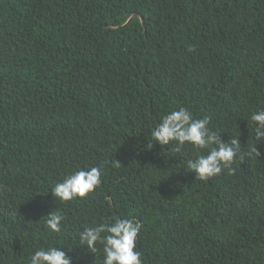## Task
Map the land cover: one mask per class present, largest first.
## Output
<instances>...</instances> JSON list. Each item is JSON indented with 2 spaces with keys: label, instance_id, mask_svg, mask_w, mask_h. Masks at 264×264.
I'll return each mask as SVG.
<instances>
[{
  "label": "trees",
  "instance_id": "16d2710c",
  "mask_svg": "<svg viewBox=\"0 0 264 264\" xmlns=\"http://www.w3.org/2000/svg\"><path fill=\"white\" fill-rule=\"evenodd\" d=\"M182 107L261 156L199 180L187 163L201 150L152 137ZM261 110L264 0H0V264L51 247L104 264L80 233L116 217L143 225V264H264ZM92 167L94 193L55 199Z\"/></svg>",
  "mask_w": 264,
  "mask_h": 264
},
{
  "label": "clouds",
  "instance_id": "9594fccd",
  "mask_svg": "<svg viewBox=\"0 0 264 264\" xmlns=\"http://www.w3.org/2000/svg\"><path fill=\"white\" fill-rule=\"evenodd\" d=\"M189 51H195V45H190ZM251 119L256 124V139H264V110L253 113ZM210 122L211 117L194 118L189 109L182 107L165 115L162 122L153 129L152 137L161 146L175 144L170 151L176 153L182 152L186 144L201 150L202 154L188 161L187 170L195 172L196 178L204 182L225 170L230 175H235L236 168L233 165L236 164L238 155L241 162L246 157L256 159L261 156L257 146L252 144H248L247 151H242L240 138H231L230 142L225 143L221 135L209 127ZM153 146L148 144L149 149ZM120 164L116 160L114 166L119 167ZM101 184V168L92 167L90 170H78L69 174L51 192L55 199L70 202L76 198H87ZM47 217V227L60 233L63 216L53 211ZM142 227L134 218L116 217L111 223L85 228L80 233V245H87L89 251L95 254L100 251L97 245H102L104 264H143L142 254L136 250ZM30 264H73V257L58 247L40 248L31 256Z\"/></svg>",
  "mask_w": 264,
  "mask_h": 264
}]
</instances>
